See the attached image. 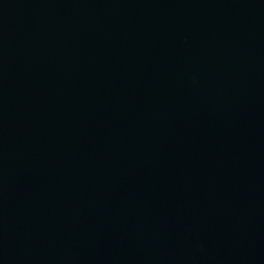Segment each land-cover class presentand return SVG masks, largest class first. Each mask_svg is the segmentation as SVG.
Instances as JSON below:
<instances>
[{"label": "water", "instance_id": "obj_1", "mask_svg": "<svg viewBox=\"0 0 264 264\" xmlns=\"http://www.w3.org/2000/svg\"><path fill=\"white\" fill-rule=\"evenodd\" d=\"M0 264H264V0H0Z\"/></svg>", "mask_w": 264, "mask_h": 264}]
</instances>
